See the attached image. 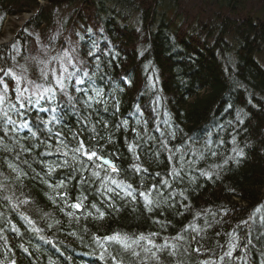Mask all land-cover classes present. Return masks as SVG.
I'll use <instances>...</instances> for the list:
<instances>
[{"label": "trees", "instance_id": "16d2710c", "mask_svg": "<svg viewBox=\"0 0 264 264\" xmlns=\"http://www.w3.org/2000/svg\"><path fill=\"white\" fill-rule=\"evenodd\" d=\"M92 1H100L98 8L90 10ZM57 3V8L63 5L61 1ZM106 4L111 5L107 7V12L103 10ZM35 5V0H0V35L7 17L18 16L20 12L35 8ZM95 6L97 5L93 7ZM116 6L127 12V20H114L136 33L135 39L139 42L140 49L145 46V38L141 32L148 34L151 43L146 52L153 68H159L156 74L147 69L141 72V64L120 45L122 42L134 46V38L125 33H117L108 25V31L102 30L92 16L93 22L84 18V12L95 14L97 19L103 12L109 15ZM84 8L87 11L77 9L70 11L72 14L69 16L64 15L65 21L61 25H50V17L29 19L15 38L17 47L20 48L14 54H21L22 58L16 61L8 54L12 59L10 60L7 53L0 52V68L10 64L17 68L16 72L19 74L21 66H24L28 79L39 83L42 82L39 76L40 60L51 54L59 58L67 51L74 63L85 62L89 65L77 73V76L85 80L79 87H90L88 77L82 76L86 71L88 76L94 75L98 81H103L96 87V82L92 79L96 88L105 89L107 93L116 96H120L116 91H125L123 83H119L118 79L130 72L133 90L117 96L118 101L137 114H147L148 118L140 120L142 123L150 125L161 121L169 129L163 137L155 134L151 128L133 125L134 129L129 124L127 128L133 132L136 130L135 139L136 133H139V137L145 135L144 137L154 142H171V148L176 154L174 157L180 164L183 157L180 172H185L181 173L182 177L173 179L163 165L168 164V161L160 159L159 150L153 148L152 158L147 154L145 162L149 168L156 169L159 166L160 170L163 169V177L135 173L133 165L122 158L125 147L117 142L119 129L114 127V123L122 125L121 122L126 121L124 113L119 114L116 108L109 107L108 104L105 106L93 102L92 108H85L80 103L79 110L67 112L69 115L64 122L62 119L59 124L49 127L54 131L62 129L70 147L75 143L71 139V132H76L84 140L86 147H96L98 155L110 158L106 147L119 154L118 160L112 158L119 173L112 175L137 189L136 200L133 203L131 198H127L126 202L115 193H108V196L113 197L111 203L114 207H107L100 194L103 191L100 184L105 173L97 169L101 172V179L92 177L93 164L86 157L83 167L88 170L82 174L73 171V168L80 169L82 165L71 161V153L68 158L70 166L57 167L50 175L46 174V165H55L58 161L62 164L65 157L58 153L53 159L45 156L47 151L57 146L56 138L52 136L45 141L49 134L46 130L37 131V115L30 111V126L32 131H37L39 140L31 137L28 129H17L16 132H10L9 137H5L3 141L12 150L0 148V236L7 238V243L0 239V262L10 264L15 260V264H80V260L96 258L93 237L103 238L114 232L125 234V230H133L146 235L159 233L154 237L158 244L160 237L171 239L178 234L185 237L187 243L178 242L183 246L174 260L166 252L160 253L164 264H202L200 260L192 263L186 260L185 254L190 258L196 253L194 248H200V252L207 254L204 259L199 256L202 262L264 264V234H261L264 232V0H88ZM133 15L137 19L132 21L131 17L135 18ZM108 18L110 19L109 16ZM179 26L183 29L178 30ZM53 29L60 32L61 38L48 45L47 37L51 36ZM76 29L78 33L73 34L72 31ZM37 36H40L37 38L40 45L32 44ZM54 67L59 70V63L53 64L52 68ZM135 72L141 79L135 81ZM4 80L8 85L9 96L15 101L13 80L10 77H5ZM23 86L30 87L27 84ZM136 92L140 99L133 96ZM87 94L94 93L89 91ZM72 95L87 99L83 91H73ZM59 101L62 106L64 98L59 97ZM157 106L159 119L155 117L156 113H149L153 112L152 109L155 111ZM103 111L108 112V115ZM52 115H48L46 120ZM109 115L114 120L111 129L105 127ZM85 117L90 121L87 129L82 122ZM205 121L216 127L214 138L208 143L204 140L207 128ZM93 126L95 133L90 130ZM40 127L43 128V125ZM83 132L87 136H83ZM93 136L94 139H89ZM17 138L20 139V145L15 143ZM96 139L104 145H100ZM252 142L255 143L254 148L250 145ZM49 143L53 148L46 146ZM129 144L133 142H128L127 147ZM21 145L30 151H21ZM234 148L242 149L243 157H247L239 163L228 160L225 164L228 155H235ZM128 153L132 154L129 148ZM10 163L24 173L19 179L8 167ZM216 165L223 167L217 168ZM203 171L213 172L212 178L202 176ZM216 172H219V178L215 175ZM85 179L87 182L81 183ZM43 180L53 185L63 180L66 187L57 191L67 192L65 199L69 203H75L78 197H86L82 208L76 210L79 220L76 216L65 215V212L73 211L71 208L60 210L62 202L58 196L55 204L48 198L49 195L55 196V193ZM163 180L171 183V189L184 191L187 199L180 196L178 206L169 199L163 207L150 213L143 207L139 191H147L152 185H156L157 190L161 187L168 189L162 184ZM112 187L115 188L114 185ZM155 195L154 191L153 196ZM5 196L12 197L11 203L4 199ZM25 199L29 201L28 204H20L18 209L13 210L12 204ZM93 203L105 212L103 219L93 218L97 215L96 210L91 208ZM182 206L189 210L193 207L195 211H190L191 214L186 211L182 215ZM200 208H214V224L201 218L198 212ZM257 208H260L259 213L255 211ZM88 211L93 216H87ZM197 213L200 215L197 216ZM21 214L34 221V225H29ZM154 220H160L165 227L153 223ZM193 221L204 232L197 237V241L188 236L194 233L189 227ZM216 224H219V230H216ZM244 225L248 238L240 232ZM12 226L19 229V233L12 231ZM34 227L41 231L35 232ZM233 233L237 238L236 247L229 258L224 253L228 251ZM186 244L189 248L187 252L184 251ZM19 245L27 248L28 253ZM141 255L146 254L141 252ZM108 262L111 264V261ZM137 264H140L139 260ZM145 264L156 262L148 259Z\"/></svg>", "mask_w": 264, "mask_h": 264}, {"label": "snow or ice", "instance_id": "6c2138e0", "mask_svg": "<svg viewBox=\"0 0 264 264\" xmlns=\"http://www.w3.org/2000/svg\"><path fill=\"white\" fill-rule=\"evenodd\" d=\"M52 60H56L59 63L60 67L59 70L56 68H49V64L51 61L45 63L44 61H40L41 64L44 66L39 70V76L42 82H36L33 80H29L28 76L25 74L27 69L24 66H21L22 71L18 74L12 68L3 69L0 68V148H3L5 151H11L12 149L9 147L8 144L3 143L5 137H9L10 132H16L17 129H28L31 137L36 138L39 140L37 136V131H44L46 130L49 134L48 137H45V141L49 139V137L54 136L56 138V147L55 152L65 157L63 163H57L55 165L49 164L46 165L47 173L50 175L52 172L56 170L57 167H68L69 165V155L71 153L70 159L75 163H79L82 165L80 169L73 168V171H79L81 174L88 169L83 167L84 165V158L86 157L88 161H92L93 170L91 172V176L95 177L96 179H101V172L97 169L103 170L105 175L101 180L100 189L103 191L100 192L101 196L104 197L102 200L103 203L107 205V207H114L111 203L113 197L108 196V193H115V195L120 196L121 199H125L126 202L127 198H131V202H135L136 200V193L137 189L133 187L132 184L125 183L124 180L117 179L112 175V173H119V169L117 166L109 159H106L104 156L98 155L96 147L93 145L91 149L85 146L84 140L80 139L76 132H71V139L75 141V143L70 147L68 140L63 135L62 129L53 130V128L49 127V125L59 124L63 119V116L58 114V106L60 105L59 97L64 98V103L72 108L75 112L77 111L76 105L82 103L85 108H92L93 102L95 104H104L107 105V101L103 99L104 93L102 89L96 88L94 82L92 81V77L88 76V73L85 71L82 73V76L88 77V81L90 82V87L88 89H82L79 85H83L85 80L81 78V76H77V72H79V68L76 67L74 63L73 57L69 52H65L63 56L57 58L53 57ZM97 67L99 65L97 64ZM70 68L72 70H70ZM51 76V79L49 78ZM10 77L12 80L15 81V87L13 89L15 93V101H12L11 97L9 96L8 85L5 83L4 78ZM27 84L30 87H24L23 85ZM80 93L83 91L87 96V99H83L77 96L72 95V92ZM91 91L94 93L93 95H88L87 93ZM42 102L48 103L49 107H44ZM35 110L37 113L40 112H50L53 113L50 119H43L37 115L36 119L39 123L36 126L37 131H32V126H30V120L28 118V112ZM107 110V107L104 109ZM118 110V109H117ZM14 117H17L18 120ZM85 125V129H87L88 123H90L87 117L83 118L82 121ZM243 121L241 120V123ZM140 123V121H137ZM43 125V128L40 125ZM122 126L127 128L128 122L122 121ZM105 127L107 124L105 123ZM82 129V130H85ZM93 133L96 132L95 126L90 129ZM139 136V133H137ZM95 137H90L89 139H94ZM16 145H20V139H15ZM44 143V141H41ZM235 143V140H233ZM48 148H53L52 144L46 145ZM21 151H30V149L24 148L22 145ZM129 151L132 153L133 157L138 161L139 156L136 154V145L129 144L128 145ZM165 149L167 146L165 145ZM235 152L234 157H229L227 160L224 161L225 164L228 163V160H234L236 163H239L238 158H242L244 156V152L242 149L237 150L233 149ZM51 154V153H47ZM201 158H203L201 156ZM171 160V156L169 157ZM8 167L12 169L13 172L17 174V178L24 174L19 170L15 165L9 164ZM217 168H222V165H216ZM133 168L135 173H140L141 171L147 172V169H143L140 164H134ZM183 168V157H181V169H177L173 167L170 175L173 179L180 178V171ZM158 175V173H157ZM202 176L211 179L213 176V172L211 171H203L201 172ZM215 175L219 178V172H216ZM74 178V177H73ZM43 183L47 185L48 188L55 193V196L49 195V199L55 204L56 203V196L59 197L60 201L62 202V206L60 207L61 211L64 209L71 208L73 211L65 212L66 216L73 217L76 216V210H79L83 206V201L86 197H78L75 203H69L65 197L67 196V192L60 193L57 189L66 187L65 182L63 180L57 181L55 185L49 183L47 180H43ZM87 180H82L81 183H86ZM162 184L168 188H171V183L168 180H163ZM115 186V188L112 187ZM119 190V191H117ZM99 191V190H98ZM156 192V195L153 196V192ZM174 193H169V196H174ZM183 196V192L180 193ZM139 196L143 201V207L148 212H153L156 209H160L162 205L167 203V198L161 199L163 196V192L157 190L156 185H152L147 191L140 190ZM187 199V197H184ZM5 200L11 203L12 197L5 196ZM29 201L27 199L20 200L17 204H12L13 210L19 208L20 204H28ZM91 208L96 210L97 215H95L94 219H103L105 216V212L101 211L100 208L97 207L95 203L91 205ZM118 211V209H117ZM257 213L260 212V208L255 210ZM22 215V218L27 221L29 225H34V221H32L29 217ZM87 216H93L91 211H88ZM200 214L197 213V216ZM214 215V214H213ZM77 220H79V216H76ZM153 223L160 225L162 228L165 225L160 220H154ZM207 223V221H206ZM247 223V222H245ZM189 227L192 229L193 232L199 234L202 231L198 226H196L195 221L192 222ZM33 230L37 233L41 231L39 228H33ZM12 231L19 233V229L15 226H12ZM187 231V229H185ZM159 233L152 232L149 234H122L121 232H114L112 235H107L103 238L101 237H93L94 242L96 243L97 247L102 249L100 254V259L104 260L106 264L108 261H111V264H137V260H139L140 264H145V261L151 259L156 262V264H164L160 253H167V255L173 260L176 258L180 248L183 246L182 244L178 243L180 241H184L187 243L185 237L182 234H178L175 237L169 239L168 237H163L162 243H156L154 237L158 236ZM43 239V237H41ZM0 239H4L5 243H7V238L0 236ZM194 239V237H193ZM236 235L235 233L231 234V242L228 244V251L224 253V256L231 258L233 255V250L236 247ZM19 247L25 252L28 253V249L25 248L23 245H19ZM109 248L112 250L110 251ZM184 251L187 252V248H184ZM193 251L200 252V248H194ZM143 252L146 255H141ZM29 255H31L29 253ZM223 259V257H221ZM2 264V262H0ZM10 264H15V260H12ZM171 264V262H169ZM179 264V262H177ZM202 264H215L212 261H205Z\"/></svg>", "mask_w": 264, "mask_h": 264}, {"label": "bare ground", "instance_id": "6f19581e", "mask_svg": "<svg viewBox=\"0 0 264 264\" xmlns=\"http://www.w3.org/2000/svg\"><path fill=\"white\" fill-rule=\"evenodd\" d=\"M57 1H61V3L63 5H60V7L57 8V6H58ZM35 2L37 4V5H35V8H33V9L27 11V12H23V13H27V14H29L30 17H33V18H35V17L36 18L50 17L49 18L50 22H51L50 25H61L65 21L64 18L66 16H69L70 14H72V12H70V11H74V10H77V9H84L85 10L84 7H86V3L88 2V0H35ZM98 2H100V1H97V2H95V1L93 2L92 1L91 5H90V10H91V8H93V9L98 8ZM95 4L97 6L93 7ZM155 6L158 7V4H156ZM107 7H111V5H107V4L105 5V8H103V10L106 11V12H107ZM99 9H101V8H99ZM85 11H87V10H85ZM23 13L20 12V14H23ZM64 15H66V16H64ZM94 15H91L88 12H84V18L86 20L90 21V22H93V19H92V17H93L95 19V21L98 22L97 23L98 27L101 28L102 30L108 31V29H107V25H108L109 27L114 28L117 31V33H125L129 37L134 38V46L130 45V44H124L122 42L120 43V45L122 47H124L128 51V53L130 55L134 56L136 61L141 64V67H140L141 72H143L144 69H147L150 73H153V74H156L159 71V68H157V67L153 68V63L150 61V58L147 55L148 53L146 52V50L148 49V47H149V45L151 43L149 41V39H148V34L146 32H141V35L145 38V46L144 47L141 46L142 49H140L139 48V42L135 39L136 38V33L133 30L129 29L124 24L116 22L114 20V18H117L119 20L126 21L127 20V12L125 10H123V9H121V8L116 6L109 12V15H108V13H104L103 12V13L99 14V18L98 19H97V17L95 18ZM96 15H97V13H96ZM108 16L110 17V19L108 18ZM133 16L135 18L131 17L132 21H133V19H137V17L135 15H133ZM177 28H178V30L183 29L182 26H179ZM72 32H73V34H74V32L78 33V30L76 29L75 31L73 30ZM38 37H40V36H37L34 40H32V44L40 45V43L37 42V38ZM60 38H61L60 32L55 31L53 29L51 36L47 37V44L51 45V44L55 43L56 41H60ZM17 44L18 43H17V41L15 39H12L11 37H8L7 39H4L3 36H1L0 37V52L7 53V57L10 60H12L11 59V57H12L13 60L19 61L22 58L21 57L22 55L21 54H19V55H15L14 54L20 48V46L17 47ZM15 47H17V49H14ZM173 49L177 50L176 48H173ZM21 50L23 51L22 48H21ZM142 56H143V58H142ZM77 57L80 58V57H83V56H77ZM81 59H85V58H81ZM75 64H76V67L79 68V72L81 70H83L84 68L89 66L88 63H85V62H80V63H75ZM7 68H12L14 71H17V68H14L10 64L6 65L5 68H3V69H7ZM70 70H72V69L70 68ZM134 75H135V81L141 79L139 74H137L136 72H135ZM91 77L96 82V87H98L100 85V83L103 82V81H100V80L98 81L97 78L94 75L91 76ZM50 78H51V76H50ZM131 78L132 77H131V74L129 72L127 75H121L120 76V80L118 79L119 83H123L126 93L128 92V90H133L132 85H131L133 80ZM13 82L15 84L14 80H13ZM102 91L104 93L103 98H104V100L107 101V104L109 105V107H113V108L118 109L119 114L121 112L124 113V115H125L124 119L128 122V124L132 128L135 129V127H133V125L136 126V127H144V129L151 128L152 131L155 134H158L159 136L163 135V137L166 136L165 133H167L169 127L165 126L164 122L159 121V122L152 123L150 125L147 124L146 122L142 123L140 120L148 118L147 114L142 115L143 112L141 114H137V113L133 112L132 110L127 109L126 107H123V105L118 101V97L116 95L107 93L105 91V89H102ZM133 96L137 97V99L138 98L140 99L139 94H137V92L134 93ZM60 104H61V102H60ZM43 106L44 107H49L48 103L43 104ZM76 109L77 110L80 109V106L78 104L76 105ZM152 110H153V112H149V113L151 115L153 113H156L154 115H155V117L158 118L159 117V113H160L159 112V106L155 107V111H154V109H152ZM68 111L72 112L73 110H72V108L68 107L65 103L62 104V107L58 108V114L63 116V120H62L63 122H64L65 119H67V116L69 115V113H67ZM32 112L35 115H39V117H42L45 120H46L48 115L53 114V113H50V112L37 113V111H35V110H32ZM103 112L106 115H108V112H105V111H103ZM230 113H232V112H230ZM109 117H110V115H109ZM226 117L229 118V116H226ZM14 118L17 119L18 123H19V119L17 117H14ZM112 119L113 118L110 117V118H107V120L105 121L107 123V128H110V129L113 128L112 123H114V120H112ZM210 119H212V115L211 114H210ZM223 119H225V117H223ZM137 121H140V123H137ZM205 126L207 128L205 129L204 140H205V142L208 143V141L211 138H214V136H213V134L215 132L214 128H216V127L210 126L208 122H206ZM221 126L224 127L223 125H221ZM114 127H117L119 129V134H118L119 136H118L117 142L121 143L125 147V153H123L124 157H122V158L124 159V161L130 162L132 165L140 164L143 169H147V172L141 171L145 175H147L149 177H156V178L163 177V175H162V170L163 169L160 170L159 166L156 167V169H154L153 167L149 168V166L145 162L146 161L145 159H147V154L151 155V153H152L151 151L154 150L153 148H157L159 150L160 159H164L165 162L168 161V164L164 163L163 165H164V168L166 170H169V175H170V172L172 171L173 167H175L177 169H180L181 164L174 157L176 154H174V151L171 148L172 147L171 142H166V143L162 144V143H158L156 141L154 142L151 139H149L148 137H144L145 135L142 136V137H139V136L136 135L137 139L139 140L138 141L137 139L134 138L136 130L134 132L130 131L129 128L123 127L122 125L118 124V122L114 123ZM164 128H165V131H164ZM134 129H132V130H134ZM88 132H89V130L87 131V133ZM87 133L83 132V136L84 135L87 136ZM96 140L99 142L100 145L103 144L102 141H100L98 139H96ZM130 141H132L133 144L136 145V154L139 156V160L138 161L133 157L132 154L128 153L127 144ZM165 145L167 146V149H169L170 151L165 149ZM250 145L254 148L255 143L252 142V143H250ZM105 149L109 152L110 160L112 162L114 161L113 159L118 160L120 158L119 154L116 151H112L109 147H106ZM183 149L187 150L186 148H183ZM47 153H51V154H46L45 155L46 157H49L50 159L55 158V156L57 154L55 152V149H51V150L47 151ZM170 156H171V160L169 159ZM234 156H235L234 154H231V155H228V158L229 157H234ZM246 157L247 156L242 157V158H238V159H239V161H241L242 159H245ZM150 158H152V155L150 156ZM57 163L61 164L60 161H58ZM183 172H185V171L180 172V177H182L181 173H183ZM157 173H158V175H157ZM159 191L163 192V196L161 197V199L167 198V201L170 199V200L173 201L175 206H178V203H179L178 201L181 199V198H179L181 196L180 193L183 192V194H184V191H182V190L180 192H178L177 190H174V189H171V188L163 189L161 187V189ZM262 191H264V190H262ZM169 193H174L175 195L174 196H169ZM184 196H185V194L182 197H184ZM163 206L164 205H162V207ZM188 210L189 209H187L186 206H182V209H181L180 213L182 215H184L186 211L189 212L190 214H191L190 211H195L193 209V207L191 208V210H189V211ZM198 212H200L201 218L211 222V224H214L212 222V219L215 216L214 208H211V209H201L200 208V211H198ZM232 220L234 221V219H232ZM218 226H219V224H216V230H219ZM200 229H202V228H200ZM187 231H190V230L188 229ZM124 232L129 233V234H139L140 233L139 231H133V230L132 231L125 230ZM240 232L244 235L245 238L249 237V235H247V233H246L245 225L241 228ZM202 233L204 234L203 230L201 232H199V234L194 232V233H192V234H190L188 236L190 237V239H193V237H194V240L197 241L198 240L197 237H199V235H202ZM188 236H186V237H188ZM160 239H161V241H159V242L162 243L163 242V238L160 237ZM186 246H187V244H186ZM187 249H189L188 246H187ZM101 252H102V249H100L96 245V258H95V261H94L93 264H106V262L104 260L100 259ZM199 256L202 259L207 258V254L202 253V252H196L190 258H189L188 254H185L186 260L189 261V263H192L193 261H196V260H200V262L202 263V261H201L202 259H199ZM108 264H110V262H108Z\"/></svg>", "mask_w": 264, "mask_h": 264}, {"label": "rangeland", "instance_id": "374dc122", "mask_svg": "<svg viewBox=\"0 0 264 264\" xmlns=\"http://www.w3.org/2000/svg\"><path fill=\"white\" fill-rule=\"evenodd\" d=\"M27 18H29V14L27 13H23L18 16L7 17V20L5 21V27L2 28L3 33H1L0 37L3 36L4 39H7L8 37L15 39L16 36L14 35H18V33L21 31V28L23 27V23L27 20ZM53 56L54 55L51 54L50 56L44 57V59H41L40 61H44L45 63L51 61V63L49 64V68H52L53 64H57L56 60H52ZM43 66L44 65L41 64V67ZM116 93L120 94V96H123V94H125V91L124 90L116 91ZM117 96L120 97L119 95ZM261 234H264V232H261Z\"/></svg>", "mask_w": 264, "mask_h": 264}, {"label": "water", "instance_id": "95a60500", "mask_svg": "<svg viewBox=\"0 0 264 264\" xmlns=\"http://www.w3.org/2000/svg\"><path fill=\"white\" fill-rule=\"evenodd\" d=\"M107 159V158H106Z\"/></svg>", "mask_w": 264, "mask_h": 264}]
</instances>
